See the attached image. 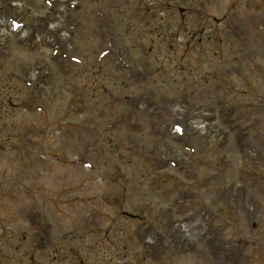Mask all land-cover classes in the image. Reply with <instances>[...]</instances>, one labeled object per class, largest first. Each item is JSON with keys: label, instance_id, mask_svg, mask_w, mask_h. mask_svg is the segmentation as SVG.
<instances>
[{"label": "rangeland", "instance_id": "1", "mask_svg": "<svg viewBox=\"0 0 264 264\" xmlns=\"http://www.w3.org/2000/svg\"><path fill=\"white\" fill-rule=\"evenodd\" d=\"M0 264H264V0H0Z\"/></svg>", "mask_w": 264, "mask_h": 264}]
</instances>
